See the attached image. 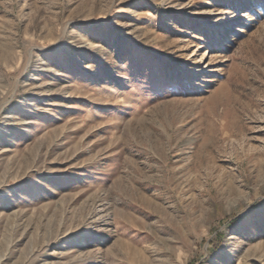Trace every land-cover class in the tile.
Instances as JSON below:
<instances>
[{
  "label": "rangeland",
  "instance_id": "rangeland-1",
  "mask_svg": "<svg viewBox=\"0 0 264 264\" xmlns=\"http://www.w3.org/2000/svg\"><path fill=\"white\" fill-rule=\"evenodd\" d=\"M0 264H264V0H0Z\"/></svg>",
  "mask_w": 264,
  "mask_h": 264
},
{
  "label": "bare ground",
  "instance_id": "bare-ground-1",
  "mask_svg": "<svg viewBox=\"0 0 264 264\" xmlns=\"http://www.w3.org/2000/svg\"><path fill=\"white\" fill-rule=\"evenodd\" d=\"M201 55H202V56H201V59H202V58H203V55H204V53H203V54H201ZM24 109H26V108L24 107V108H23V110H24Z\"/></svg>",
  "mask_w": 264,
  "mask_h": 264
}]
</instances>
